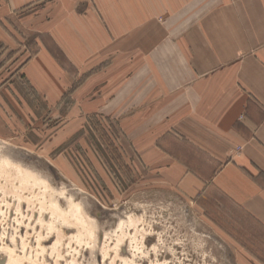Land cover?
I'll return each instance as SVG.
<instances>
[{
  "label": "crops",
  "instance_id": "0c3cea01",
  "mask_svg": "<svg viewBox=\"0 0 264 264\" xmlns=\"http://www.w3.org/2000/svg\"><path fill=\"white\" fill-rule=\"evenodd\" d=\"M21 11L79 75L95 71L108 112L149 132H129L143 162L221 212L264 260V0H0L1 26ZM39 45L25 67L46 63L57 98L71 79Z\"/></svg>",
  "mask_w": 264,
  "mask_h": 264
},
{
  "label": "rangeland",
  "instance_id": "374dc122",
  "mask_svg": "<svg viewBox=\"0 0 264 264\" xmlns=\"http://www.w3.org/2000/svg\"><path fill=\"white\" fill-rule=\"evenodd\" d=\"M23 14L0 24L12 39L0 42V249L14 264H264L221 212L143 162L128 115L97 100L95 71L79 75ZM40 43L71 79L57 98L46 63L25 67Z\"/></svg>",
  "mask_w": 264,
  "mask_h": 264
},
{
  "label": "bare ground",
  "instance_id": "6f19581e",
  "mask_svg": "<svg viewBox=\"0 0 264 264\" xmlns=\"http://www.w3.org/2000/svg\"><path fill=\"white\" fill-rule=\"evenodd\" d=\"M50 249H53V247H51ZM5 253H8L9 254V252L6 249H0V254H5ZM14 262L15 261L12 259L11 255L9 254V256H8L7 261L5 262V264H14ZM31 264H35V262L32 261Z\"/></svg>",
  "mask_w": 264,
  "mask_h": 264
}]
</instances>
